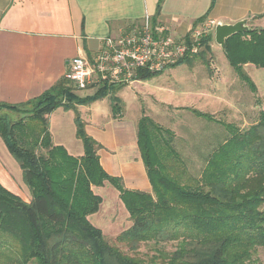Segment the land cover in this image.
<instances>
[{
  "label": "trees",
  "instance_id": "trees-1",
  "mask_svg": "<svg viewBox=\"0 0 264 264\" xmlns=\"http://www.w3.org/2000/svg\"><path fill=\"white\" fill-rule=\"evenodd\" d=\"M164 2L158 1L153 27ZM204 21L206 16L196 24ZM182 37L192 44L191 32ZM212 41V35L203 37L199 53H187L169 69L189 65L196 56L205 59ZM223 52L236 76L256 94L245 66L264 69V28L229 38ZM161 73L141 70L136 80L148 81ZM120 88L106 82L93 95L81 97L64 77L26 103H0V112L27 114L16 120L1 114L0 137L32 195L27 203L0 183V264H264L259 259L264 255V112L257 123L241 130L191 111L228 133L206 157L199 177L189 172L176 151L175 134L142 116L137 145L151 192L132 190L125 188L122 178L105 171L99 156L102 145L87 133L77 109ZM113 102L112 116L117 119L121 99L115 96ZM59 108L74 111L83 156H71L63 146L54 145L48 117ZM106 183L119 192L132 222L114 240L89 220L103 202L94 188ZM175 242L174 252L159 250L149 261L136 255L142 245Z\"/></svg>",
  "mask_w": 264,
  "mask_h": 264
},
{
  "label": "crops",
  "instance_id": "crops-1",
  "mask_svg": "<svg viewBox=\"0 0 264 264\" xmlns=\"http://www.w3.org/2000/svg\"><path fill=\"white\" fill-rule=\"evenodd\" d=\"M158 1L0 0V103L18 105L41 96L65 77L72 59L93 58L108 37L154 18ZM212 2L165 0L157 21L181 37L204 16V22L216 25L247 20L250 29L264 28V0H215L213 7ZM252 67L255 66L246 65V72H252ZM187 71L190 72L186 75L187 85L192 86V70ZM227 74L231 76L234 72L227 70ZM78 108L81 111L82 107ZM48 119L54 145L63 146L71 156H83V144L76 137L74 111L59 108ZM85 123L87 133L102 145L99 156L105 171L121 177L128 189L149 192L151 184L141 156L136 155L140 153L137 128L136 137L132 128L128 134L127 121L114 120L113 116L103 128L100 125L90 129ZM126 145L130 148L128 153L119 155L121 146ZM17 164L0 137V183L11 192L14 190L9 182L17 174ZM31 198L25 202L30 203ZM97 215L90 216L91 223L94 224L92 219Z\"/></svg>",
  "mask_w": 264,
  "mask_h": 264
},
{
  "label": "rangeland",
  "instance_id": "rangeland-1",
  "mask_svg": "<svg viewBox=\"0 0 264 264\" xmlns=\"http://www.w3.org/2000/svg\"><path fill=\"white\" fill-rule=\"evenodd\" d=\"M153 19L144 21L140 27L146 24L153 26L155 24ZM156 25L158 26L159 23ZM201 25L202 23H198L194 28ZM135 28L138 27L132 26L130 30ZM210 33L213 36V41L210 43L212 51L204 56L205 59L196 56L191 64L167 69L148 82L116 84L121 88L110 93L107 98L91 106H81L80 113L83 120L90 125V129L100 125L103 128L112 119L113 98L119 97L121 114L117 119H113L122 121L124 118L128 125L127 133L130 134L133 130L135 137L138 120L142 116H148L163 128L171 130L175 134L176 151L181 155L189 172L199 177L205 167L206 157L224 141L228 133L220 124L198 118L191 111L211 115L216 120L225 124H233L241 130H246L257 123L260 114L264 112V69L252 67V72H247L258 89L257 93L253 94L235 73L231 76L227 74V70L234 71L228 65L229 63H225L228 61L224 62L226 59L223 49L216 44L214 33L212 31ZM189 69L192 70V86L187 85L189 79H186V75L190 73L187 71ZM176 70L180 71L176 73ZM100 85L88 87L83 91L74 89V92L81 97L91 96ZM29 108L26 107L24 110ZM1 114L9 116L11 120L27 115L24 111L15 112L8 109L2 110ZM129 149L128 145L121 146L118 154H127ZM105 154L112 155V152H105ZM136 155L139 156L140 153ZM17 168L16 176L12 177L9 183L14 190L12 193L17 192L25 201L32 195L24 183L19 164ZM125 188L128 189V187ZM94 192L101 196L103 202L97 212L98 215L94 221L92 219L94 222L92 224L100 228L108 238L114 240L120 233L132 226L129 213L119 197V192L110 184L106 183L104 187L94 188ZM262 210H264V205ZM176 244L175 242L162 243L157 246L154 243L142 245L136 255L143 261H149L158 256L159 250L174 252ZM259 259L264 263L262 253Z\"/></svg>",
  "mask_w": 264,
  "mask_h": 264
},
{
  "label": "built area",
  "instance_id": "built-area-1",
  "mask_svg": "<svg viewBox=\"0 0 264 264\" xmlns=\"http://www.w3.org/2000/svg\"><path fill=\"white\" fill-rule=\"evenodd\" d=\"M216 24L202 23L191 32V45L176 36L167 25L140 28L108 37L101 51L93 58L78 56L68 65L65 78L79 90L102 83L133 84L141 70L161 73L177 64L187 53L197 54L201 40L215 34Z\"/></svg>",
  "mask_w": 264,
  "mask_h": 264
},
{
  "label": "water",
  "instance_id": "water-1",
  "mask_svg": "<svg viewBox=\"0 0 264 264\" xmlns=\"http://www.w3.org/2000/svg\"><path fill=\"white\" fill-rule=\"evenodd\" d=\"M247 24V20H242L233 25L217 24L214 34L216 44L224 49L225 43L229 38L237 34H244L251 31Z\"/></svg>",
  "mask_w": 264,
  "mask_h": 264
}]
</instances>
